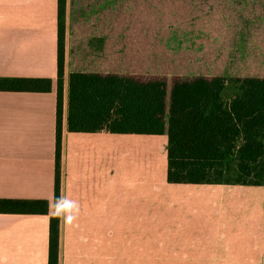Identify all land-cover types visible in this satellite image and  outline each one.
I'll return each instance as SVG.
<instances>
[{"label": "crops", "instance_id": "obj_1", "mask_svg": "<svg viewBox=\"0 0 264 264\" xmlns=\"http://www.w3.org/2000/svg\"><path fill=\"white\" fill-rule=\"evenodd\" d=\"M128 0H66L58 264H264V186L169 183L168 136L70 132L73 73L264 79V0L169 2L196 23L168 68L122 33ZM167 1V0H165ZM126 4V5H125ZM137 7V6H135ZM190 16H192L189 13ZM49 78L50 92L0 91V199L47 200L48 214H0V264H48L53 216L58 0H0V79Z\"/></svg>", "mask_w": 264, "mask_h": 264}, {"label": "trees", "instance_id": "obj_2", "mask_svg": "<svg viewBox=\"0 0 264 264\" xmlns=\"http://www.w3.org/2000/svg\"><path fill=\"white\" fill-rule=\"evenodd\" d=\"M66 0H58V80L54 201L60 197ZM49 78L0 79V91L46 93ZM232 83L235 94L225 100ZM70 132L168 136L167 181L264 186V79L73 73ZM47 200L0 199V214H48ZM60 217L49 229L48 264L59 261Z\"/></svg>", "mask_w": 264, "mask_h": 264}, {"label": "rangeland", "instance_id": "obj_3", "mask_svg": "<svg viewBox=\"0 0 264 264\" xmlns=\"http://www.w3.org/2000/svg\"><path fill=\"white\" fill-rule=\"evenodd\" d=\"M174 1L182 2V0H128L127 6L122 10V34L127 35L129 30L138 27L140 33L146 35L151 42L148 68L153 74L162 73L168 68L167 57L170 60L176 54L177 48L172 45L180 30L196 23L193 11L189 12L192 15L190 16L187 12L172 9L169 2ZM235 92V85L229 83L224 90L225 100H229Z\"/></svg>", "mask_w": 264, "mask_h": 264}, {"label": "clouds", "instance_id": "obj_4", "mask_svg": "<svg viewBox=\"0 0 264 264\" xmlns=\"http://www.w3.org/2000/svg\"><path fill=\"white\" fill-rule=\"evenodd\" d=\"M53 215L62 217L65 223H70L78 211V204L66 197H58L51 205Z\"/></svg>", "mask_w": 264, "mask_h": 264}]
</instances>
